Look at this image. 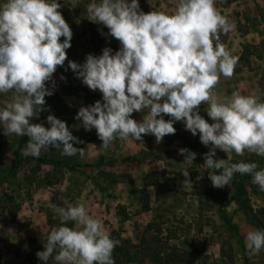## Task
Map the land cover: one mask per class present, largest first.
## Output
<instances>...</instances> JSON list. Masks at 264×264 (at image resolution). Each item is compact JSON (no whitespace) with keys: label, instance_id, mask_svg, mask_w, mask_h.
I'll list each match as a JSON object with an SVG mask.
<instances>
[{"label":"rangeland","instance_id":"1","mask_svg":"<svg viewBox=\"0 0 264 264\" xmlns=\"http://www.w3.org/2000/svg\"><path fill=\"white\" fill-rule=\"evenodd\" d=\"M91 2L58 0L73 37L64 65L46 82L59 96L54 104L46 101L34 121L46 128H50L49 115L66 122L81 141L74 147L84 149L83 158L79 153L64 156L55 148L39 158L25 157L27 143L20 147L22 136H6L0 125V264H44L36 253L45 250L51 228L60 224L51 205L63 207L65 200L84 203L110 238L119 242L112 254L117 264H264V249L249 255L245 247L248 231L264 230V191L252 183L251 176L241 174L233 180L247 185L246 196L231 185L209 186L203 172L209 176L212 171L204 166L205 153L212 146L203 145L199 134L193 136L181 121L174 123L176 133L159 144L149 134L142 141L117 138L102 149L96 130H85L76 119L81 107L103 103V95L84 85L69 61L83 64L89 54L102 55L106 47L115 54L120 48L105 26L89 20L86 8ZM139 4L145 13H170L176 7L175 0H139ZM215 7L234 25L229 33L218 35L238 59L232 77L220 76L213 91L219 98L230 97L234 91L255 94L264 102V0H215ZM12 95L0 94V107ZM206 107L200 106V114L214 123ZM145 115L146 110L134 112L132 118L142 122ZM181 148L195 152L196 159L182 164ZM214 159L229 165L259 163L257 170L264 169V156L247 150L237 155L217 149ZM185 169L189 178L182 174ZM186 179L191 183H185ZM48 264L55 262L50 259Z\"/></svg>","mask_w":264,"mask_h":264},{"label":"clouds","instance_id":"2","mask_svg":"<svg viewBox=\"0 0 264 264\" xmlns=\"http://www.w3.org/2000/svg\"><path fill=\"white\" fill-rule=\"evenodd\" d=\"M170 13L140 9L139 0H92L86 12L89 20L105 26L120 48L106 47L102 55H87L83 64L68 66L89 89L99 90L103 103L81 107L76 116L85 130H96L107 149L114 139L142 141L153 135L159 144L174 135V123L183 122L193 136L199 134L205 153L204 166L210 170L213 187L231 185L235 174L250 175L252 183L264 191V169L256 163H231L214 159L216 150L243 155L247 150L264 156V102L255 94L234 91L219 98L213 91L220 76L233 75L237 57L222 43L218 33H229L234 25L221 16L215 0H175ZM58 0H4L0 3V94L13 93L0 107V125L6 136L28 137L22 155L39 158L50 148L64 156L79 153L81 141L66 122L47 117L50 128L31 123L42 111L45 97L53 95L46 86L58 66L67 59L73 32L62 16ZM103 34V33H102ZM65 39L61 42L60 38ZM214 123L201 114L200 106ZM146 110L142 122L134 112ZM165 115L171 117L165 120ZM159 117V118H158ZM182 164H190L196 153L181 148ZM219 171V174H217ZM185 178L188 170L182 171ZM185 183H191L188 179ZM51 205L59 216V226L47 235L45 250L36 253L48 264H115L114 248L103 223L90 214L84 203L65 200ZM73 224L74 227L67 225ZM249 255L264 249V230H250L245 236Z\"/></svg>","mask_w":264,"mask_h":264},{"label":"trees","instance_id":"3","mask_svg":"<svg viewBox=\"0 0 264 264\" xmlns=\"http://www.w3.org/2000/svg\"><path fill=\"white\" fill-rule=\"evenodd\" d=\"M91 28H93V29H97V26H95L94 24H92V25H91ZM56 96H59V93L53 91V95H51V96H46V97H45V101H49L50 103L53 102V104H54V102H55L56 99H57ZM55 109H57V108H55ZM38 111H39V110H37V112H36V116H34V117L31 119V123H34V121L36 120V118H37V114H38ZM28 139H29L28 137H22V140H21V142H20V147L23 146L25 143H27ZM16 158H17V160L19 159V154H18V153L16 154ZM42 163H49V164H51V165H55V164L58 165L57 162H51V161H49V162L42 161ZM256 164L259 166V163H256ZM67 168H68L69 170H71V171L74 170V167H68V166H67ZM212 171H213V170H212ZM203 173H204V174H203L204 181H205L209 186H212V181L209 179V176L206 175V172H203ZM217 174H219V171H217ZM247 176H250V175H246V177H247ZM241 180H243V179L241 178ZM231 186L235 188L236 193H237V192H238V193L240 192L243 196H246V195H247V190H246L247 185H246V184H245V185L238 184L237 181L232 180V182H231ZM114 251H116V248H114ZM126 262L131 263L132 261H131L130 259H128V260H126ZM115 264H117L116 261H115ZM189 264H191V263H189ZM192 264H193V263H192Z\"/></svg>","mask_w":264,"mask_h":264}]
</instances>
